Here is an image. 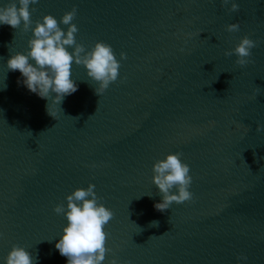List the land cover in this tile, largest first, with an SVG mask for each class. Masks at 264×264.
<instances>
[{"label":"water","instance_id":"95a60500","mask_svg":"<svg viewBox=\"0 0 264 264\" xmlns=\"http://www.w3.org/2000/svg\"><path fill=\"white\" fill-rule=\"evenodd\" d=\"M237 2L39 0L33 27L76 6L77 42L103 40L121 59L100 95L73 63L79 87L56 118L7 68L33 32L0 25V264L17 244L38 264H67L55 206L89 183L114 212L102 264H264V0ZM244 36L257 46L242 66L225 52ZM169 152L190 165L194 197L159 211L153 165Z\"/></svg>","mask_w":264,"mask_h":264},{"label":"clouds","instance_id":"9594fccd","mask_svg":"<svg viewBox=\"0 0 264 264\" xmlns=\"http://www.w3.org/2000/svg\"><path fill=\"white\" fill-rule=\"evenodd\" d=\"M38 2L39 0H9L6 4L0 3V25L7 24L17 29L23 24L25 31L33 32L28 41V49L12 53L7 61V68L9 71H20L23 85L30 92L47 100L46 111L56 118L65 98L75 93L79 87L73 78V63L86 67L88 77L98 83L95 92L100 95L118 79L121 59L117 58L112 45L103 40L96 41L90 49L77 42L79 28L73 22L77 15L76 6L65 12L59 20L48 13L42 20L35 21L33 27L31 6ZM222 4H230V11L239 10L237 0H222ZM61 24L67 25V29L61 27ZM226 28L230 33L240 30L238 22L231 23ZM69 46L74 47L70 49ZM256 46V40L244 36L234 48L226 50L225 55L235 54L236 62L243 66L250 62L252 49ZM120 57L126 58L127 54L121 52ZM20 82L18 78V83ZM257 130H264V126H258ZM181 157V152H169L153 165V182L163 197L154 204L159 211L168 209L173 202L182 203L194 197L190 190L193 182L190 165ZM95 188L94 183L78 187L67 195V206L63 203L55 206V212L64 214L67 218L63 234L55 244L60 255L67 258V264H102L110 251L106 243V225L114 212L100 202ZM158 223L153 221L152 225L158 226ZM3 235L0 232V238ZM247 259L246 255H242L237 264H244ZM6 264H38V258H34L26 247L17 244L8 253ZM110 264L124 262L114 256Z\"/></svg>","mask_w":264,"mask_h":264}]
</instances>
